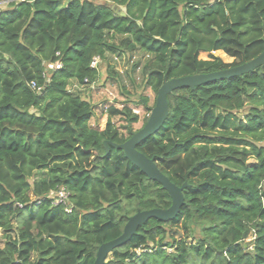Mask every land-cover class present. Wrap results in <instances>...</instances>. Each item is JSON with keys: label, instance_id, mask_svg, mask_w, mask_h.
I'll list each match as a JSON object with an SVG mask.
<instances>
[{"label": "trees", "instance_id": "trees-1", "mask_svg": "<svg viewBox=\"0 0 264 264\" xmlns=\"http://www.w3.org/2000/svg\"><path fill=\"white\" fill-rule=\"evenodd\" d=\"M104 1L0 9V264H94L131 216L172 205L123 150L104 147L131 138L140 121L133 108L111 106L105 127H93L94 107L69 91L71 81L99 80L95 58L150 54L146 85L158 94L165 80L227 70L264 52V0H107L125 15ZM54 63L62 68L49 70ZM168 102L164 124L138 150L186 185L185 204L174 221L150 219L105 264H264V67L175 90ZM59 191L67 197L57 203L51 194Z\"/></svg>", "mask_w": 264, "mask_h": 264}, {"label": "rangeland", "instance_id": "rangeland-1", "mask_svg": "<svg viewBox=\"0 0 264 264\" xmlns=\"http://www.w3.org/2000/svg\"><path fill=\"white\" fill-rule=\"evenodd\" d=\"M23 0H3L0 2V9H8L11 3H17ZM105 3L111 4L113 9L122 15H125L123 7L114 6L107 0ZM116 44H120V39H116ZM213 56L221 58L225 63H232L233 59L222 51L212 53ZM201 59H210L208 53H202ZM152 62V56L146 52L136 50L133 52L124 49L114 53H108L106 58L97 63L96 67L100 71V78L96 83L87 85H78L76 81H71L69 91L72 94H78L88 100L94 107V117L90 124L93 127L103 129L107 122V110L111 106L121 108L129 105L134 112L140 116V121L133 125V134L141 130L149 120L151 112L149 108H154L157 94L147 87L144 68ZM149 99L147 108L142 102V98ZM148 118V119H147ZM113 121L120 128L121 132L128 136L126 122L120 118H114ZM52 198H58V193H52ZM191 234L196 238L201 237L202 227L197 223L190 226ZM180 234V231H179ZM178 234V236H179ZM2 233L0 232V236ZM251 239H248L249 242ZM250 244V243H249ZM252 251V246L249 248ZM170 252L172 249L169 250Z\"/></svg>", "mask_w": 264, "mask_h": 264}, {"label": "water", "instance_id": "water-1", "mask_svg": "<svg viewBox=\"0 0 264 264\" xmlns=\"http://www.w3.org/2000/svg\"><path fill=\"white\" fill-rule=\"evenodd\" d=\"M259 67H264V52L248 63L227 70L165 80L158 91L155 106L146 125L141 130L134 133L131 138L123 144H116L111 141H106L104 143L107 153L110 151V145L117 150H123L125 156L133 165L138 167L150 180L161 184L163 189L171 196L172 205L168 209L156 208L139 211L131 216L126 223L121 236L112 241L106 242L99 247L94 264H105L112 252L115 249L126 245L137 233L138 229L150 219L155 218L166 223L174 221L179 216L185 204L183 190L186 185L180 187L174 184L159 169L153 159L148 158L138 150V146L149 137L156 134L164 124L169 114L168 96L175 90L181 88L195 89L197 86L214 81L242 76Z\"/></svg>", "mask_w": 264, "mask_h": 264}, {"label": "built area", "instance_id": "built-area-1", "mask_svg": "<svg viewBox=\"0 0 264 264\" xmlns=\"http://www.w3.org/2000/svg\"><path fill=\"white\" fill-rule=\"evenodd\" d=\"M1 2V1H0ZM99 62V59L98 58H95L93 63H92V66L93 67H96L97 63ZM62 68V64L60 63H54V64H50L48 66V69L49 70H57V69H61ZM32 87L35 89L36 88V84L33 83L32 84ZM67 195L65 194L64 191H59V197L56 199V202H63L65 199H66Z\"/></svg>", "mask_w": 264, "mask_h": 264}]
</instances>
